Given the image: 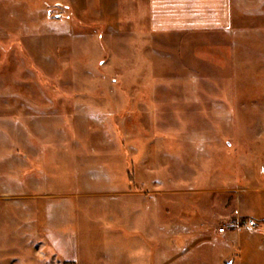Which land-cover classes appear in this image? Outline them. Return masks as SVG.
Segmentation results:
<instances>
[{
	"label": "rangeland",
	"instance_id": "1",
	"mask_svg": "<svg viewBox=\"0 0 264 264\" xmlns=\"http://www.w3.org/2000/svg\"><path fill=\"white\" fill-rule=\"evenodd\" d=\"M260 1L162 32L145 0H0V264H251Z\"/></svg>",
	"mask_w": 264,
	"mask_h": 264
},
{
	"label": "crops",
	"instance_id": "2",
	"mask_svg": "<svg viewBox=\"0 0 264 264\" xmlns=\"http://www.w3.org/2000/svg\"><path fill=\"white\" fill-rule=\"evenodd\" d=\"M145 4L149 29L162 32L225 30L231 27L233 12L238 10V0H145ZM262 189L264 191V187ZM256 220V227L244 228L252 249L251 264H258L256 259L264 263V214Z\"/></svg>",
	"mask_w": 264,
	"mask_h": 264
},
{
	"label": "built area",
	"instance_id": "3",
	"mask_svg": "<svg viewBox=\"0 0 264 264\" xmlns=\"http://www.w3.org/2000/svg\"><path fill=\"white\" fill-rule=\"evenodd\" d=\"M247 225L253 227L255 224H254V222L252 220H249L247 222ZM225 229H226L225 226H222V227L219 228V232H225Z\"/></svg>",
	"mask_w": 264,
	"mask_h": 264
}]
</instances>
